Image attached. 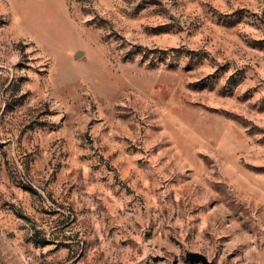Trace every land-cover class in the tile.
I'll use <instances>...</instances> for the list:
<instances>
[{"label":"rangeland","instance_id":"374dc122","mask_svg":"<svg viewBox=\"0 0 264 264\" xmlns=\"http://www.w3.org/2000/svg\"><path fill=\"white\" fill-rule=\"evenodd\" d=\"M193 253L264 264V0H0V264Z\"/></svg>","mask_w":264,"mask_h":264},{"label":"water","instance_id":"95a60500","mask_svg":"<svg viewBox=\"0 0 264 264\" xmlns=\"http://www.w3.org/2000/svg\"><path fill=\"white\" fill-rule=\"evenodd\" d=\"M188 260L190 264H197L198 262H201L202 264H212L204 255L199 253L190 254Z\"/></svg>","mask_w":264,"mask_h":264}]
</instances>
